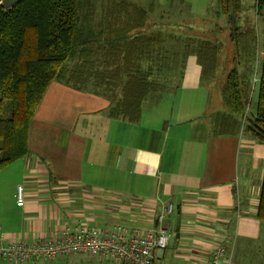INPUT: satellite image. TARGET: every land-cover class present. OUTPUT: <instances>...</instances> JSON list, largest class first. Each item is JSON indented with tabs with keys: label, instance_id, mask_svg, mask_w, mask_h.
<instances>
[{
	"label": "crops",
	"instance_id": "1",
	"mask_svg": "<svg viewBox=\"0 0 264 264\" xmlns=\"http://www.w3.org/2000/svg\"><path fill=\"white\" fill-rule=\"evenodd\" d=\"M183 1L191 14H203L204 1ZM155 3L167 7L171 0ZM214 87L190 56L179 87L153 107L145 102L141 121L130 123L110 116L106 93L52 83L29 127V155L12 165L24 180L12 187L10 205L7 194L0 198V236L33 241L77 222L105 230L120 217L157 228L155 218L175 204L181 217L175 238H181L183 218L184 230L196 225L197 258H207L218 241L236 246V239L259 240L264 252V220L257 218L264 145L246 138L242 128L217 132L219 116L230 110L222 99L213 100ZM255 112L251 100L249 117ZM19 186L24 207L16 203ZM91 193L96 208L82 197ZM120 199L135 203L122 213L115 203ZM164 226H170L168 219ZM169 249L162 263L180 264L168 260Z\"/></svg>",
	"mask_w": 264,
	"mask_h": 264
},
{
	"label": "trees",
	"instance_id": "2",
	"mask_svg": "<svg viewBox=\"0 0 264 264\" xmlns=\"http://www.w3.org/2000/svg\"><path fill=\"white\" fill-rule=\"evenodd\" d=\"M96 1L19 0L6 9L0 0V172L29 155L30 124L54 82L79 90L92 91V86L109 91L110 116L139 123L151 95L179 87L190 56L197 58L203 81L216 79L222 45L173 30H191L190 23H181V18L192 22L188 10L189 16H181L183 0L178 3L182 7L178 19L166 25L164 13L152 18L154 4L146 9L131 0H102L95 23ZM175 3L171 0L170 7ZM216 5L217 19L226 18L228 25L238 23L242 0H217ZM256 17L264 23V0H256ZM256 25L233 28L230 39L236 56L239 61L250 58V70L240 73L236 67L229 74L223 100L230 114L219 116L217 132L228 135L242 128L246 138L264 145V30L257 57ZM76 59L80 63L70 68ZM255 84L258 103L255 114L248 117ZM257 218L264 220V179Z\"/></svg>",
	"mask_w": 264,
	"mask_h": 264
},
{
	"label": "rangeland",
	"instance_id": "3",
	"mask_svg": "<svg viewBox=\"0 0 264 264\" xmlns=\"http://www.w3.org/2000/svg\"><path fill=\"white\" fill-rule=\"evenodd\" d=\"M101 1L102 0H98L95 2V6H97L94 16H93L95 23L99 22V19L101 16V9H102L100 6ZM131 1L138 4L141 7H145L146 9H148L151 6V4H154V13L151 16L152 18L156 20L157 17L162 16V14L164 13L163 18L165 19L164 21H162V24L164 25H166L167 22L172 23L173 20L178 19V15L181 14L180 11L182 7H179L177 2L174 4V6L165 7V6L155 5L156 4L155 2L157 0H131ZM150 1H152V3ZM200 1L205 2V7L203 6V8H201L203 11V14L197 13V14H192L191 16H189L190 14L185 7H184V12L181 14V16H184V17L189 16L188 19L192 20V22H187V18L185 19L181 18L182 20L181 23H184V24L190 23L191 30H188V29L178 30L176 29L177 27H174L173 30L176 34H179L183 37L191 36L197 39H206V40H210L213 42H217L222 45L221 53L219 57V63H218V72H217V76L215 79V87L213 90V100H215L216 98L218 99L220 98L223 100V90L227 83V78L229 74L231 73V71L236 67L238 68L240 73H243V72L249 73L248 69L250 70V67H249L250 58L248 60L247 58L245 59L242 58L239 61V58H237L236 56L235 45L230 39L231 34L233 33V28L235 26H239L243 28V27L251 26L252 24L254 26L257 24L256 33L258 34L259 43H258V48H256V51H257V57H259L260 51H261L260 45L262 46V43H260V41L262 40L264 23L261 18L258 23V20L256 17V0H242L243 11L237 21L238 23H234L230 25L226 23V18H221V20L216 18V14L214 13L217 12L216 11L217 0L216 1L215 0H200ZM142 2H146V3L149 2V3H147V6H142L144 5ZM211 2L213 4H211ZM209 5H212V7H210L211 10L209 11V13L212 11L210 15L207 13ZM197 9H198V6H197ZM167 15L170 16L169 20H172V21H168V18L166 17ZM94 25L96 26L98 24H94ZM77 63H80V60L76 59L72 61L69 67L72 68ZM257 64L258 62L256 63V66L253 70L254 75L257 72ZM205 67L209 68L208 64H206ZM100 70H104V68L101 67ZM90 88L92 89V91H95L94 89L100 90L98 91V93H101V94L106 93L109 96L112 95L111 92L106 91V90L102 91L101 89L95 88L92 86ZM169 94H170V90L165 92L164 94L157 93V94L151 95L146 101L147 102L146 107H153L154 104L158 102L161 97L169 95ZM257 103H258V84H255V86L253 85V93H252V108H255V110L257 107L256 105ZM243 123H244V120H241L240 121L241 127ZM16 166L9 167L6 170L0 172V198H2L4 201V195L7 194V199L4 202L7 203L8 205H10L9 203H11L10 197H11L12 187L14 185H17L16 183H22L24 180L22 179L21 172L16 169L17 168ZM50 186L52 185L50 184ZM82 197L83 199H85V202L87 204L92 205L93 208H96L95 198H92L94 197L92 193L83 194ZM124 202H125L124 200L120 199L115 203L118 204L117 207L119 206V208L130 207L133 205V203H135V200L132 199L131 203H124ZM109 207L110 206H108V208ZM109 211L113 213L112 208ZM177 212H178L177 205L174 204V214L171 217L167 218L170 221V226L168 228L174 234V238L170 242V249L168 250V254H169L168 260L170 258L179 259L180 264H183L181 262L183 259L190 258L192 262L190 261L189 263H192V264H197L199 262L206 263L208 261V258H206L203 255H200V257L197 258V252L193 250L192 248L193 245L197 246V230H196L197 226L196 225H190L188 226V229L186 228V230H184L185 228L184 225H186V222L184 223L185 219L183 218L181 238L180 239L175 238V227H176V223L178 219ZM97 213L100 216H103L104 214L103 212H97ZM129 222H130V219L126 217H120L118 218V223L116 225L129 224ZM263 253L264 252H263L262 243H260L259 240L238 241L236 239V246L234 247L233 264H264L263 257H262ZM40 264H48V263H40ZM49 264H118V263L112 262V261H109V262L100 261L94 257H89V258L64 257L62 259L56 260L55 262L49 263Z\"/></svg>",
	"mask_w": 264,
	"mask_h": 264
},
{
	"label": "built area",
	"instance_id": "4",
	"mask_svg": "<svg viewBox=\"0 0 264 264\" xmlns=\"http://www.w3.org/2000/svg\"><path fill=\"white\" fill-rule=\"evenodd\" d=\"M16 203L18 207L25 206V192L21 186L17 189ZM135 206L141 207V204ZM130 207H121L120 211L126 213V208ZM135 211H139V208ZM173 214V204L167 205L162 214L155 218L157 228L129 223L101 230L77 222L66 223L50 236L33 241L2 235L0 261L6 264H49L64 257H94L118 264H163L165 253L174 238V234L164 225ZM234 247V242H216L212 252L208 253L207 264H233Z\"/></svg>",
	"mask_w": 264,
	"mask_h": 264
},
{
	"label": "water",
	"instance_id": "5",
	"mask_svg": "<svg viewBox=\"0 0 264 264\" xmlns=\"http://www.w3.org/2000/svg\"><path fill=\"white\" fill-rule=\"evenodd\" d=\"M18 1L19 0H2V6L6 9H9ZM180 224H181V217L179 216L177 219L176 228H175V237L176 238H179V236H180Z\"/></svg>",
	"mask_w": 264,
	"mask_h": 264
}]
</instances>
